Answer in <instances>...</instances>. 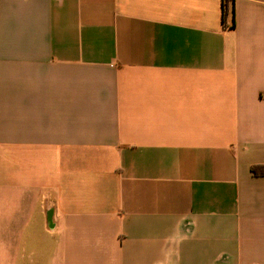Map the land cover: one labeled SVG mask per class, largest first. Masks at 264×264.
Segmentation results:
<instances>
[{
    "label": "crops",
    "instance_id": "1",
    "mask_svg": "<svg viewBox=\"0 0 264 264\" xmlns=\"http://www.w3.org/2000/svg\"><path fill=\"white\" fill-rule=\"evenodd\" d=\"M0 0V264H264V0Z\"/></svg>",
    "mask_w": 264,
    "mask_h": 264
},
{
    "label": "trees",
    "instance_id": "2",
    "mask_svg": "<svg viewBox=\"0 0 264 264\" xmlns=\"http://www.w3.org/2000/svg\"><path fill=\"white\" fill-rule=\"evenodd\" d=\"M230 12L231 15V26L234 24V20H233V3L232 1L229 3V0H223V20L225 21L226 15ZM262 170H258L259 168L257 166H252L251 167V171L254 174H264V167H261Z\"/></svg>",
    "mask_w": 264,
    "mask_h": 264
}]
</instances>
